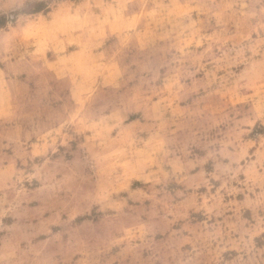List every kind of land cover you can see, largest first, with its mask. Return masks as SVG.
<instances>
[{"label": "rangeland", "instance_id": "rangeland-1", "mask_svg": "<svg viewBox=\"0 0 264 264\" xmlns=\"http://www.w3.org/2000/svg\"><path fill=\"white\" fill-rule=\"evenodd\" d=\"M0 264H264V0H0Z\"/></svg>", "mask_w": 264, "mask_h": 264}]
</instances>
